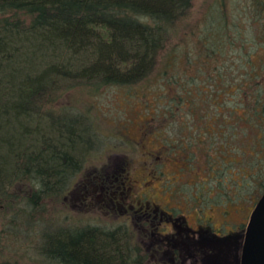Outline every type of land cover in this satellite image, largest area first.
Masks as SVG:
<instances>
[{
	"label": "trees",
	"instance_id": "trees-1",
	"mask_svg": "<svg viewBox=\"0 0 264 264\" xmlns=\"http://www.w3.org/2000/svg\"><path fill=\"white\" fill-rule=\"evenodd\" d=\"M250 2L264 43V0ZM191 3L0 0V264H143L146 258L125 223L45 218L44 201L61 195L83 164L75 153L87 141L85 131L77 135L76 119L51 106L59 97L55 81L71 74L105 86L161 74L163 88L179 93L157 110L176 125L175 137L160 138L159 155L183 160L193 172L189 186L198 202L213 205L214 193L220 203L255 206L264 193V65L255 63L244 29L224 12L217 20L203 17L194 40L186 22ZM59 49L89 53L90 61L76 73L68 63L35 73L36 57ZM185 99L192 121L179 126Z\"/></svg>",
	"mask_w": 264,
	"mask_h": 264
},
{
	"label": "rangeland",
	"instance_id": "rangeland-1",
	"mask_svg": "<svg viewBox=\"0 0 264 264\" xmlns=\"http://www.w3.org/2000/svg\"><path fill=\"white\" fill-rule=\"evenodd\" d=\"M250 4V0H192L186 17L193 29L189 37L197 40L200 36L203 17L217 20L224 12L229 21L233 19L244 29L247 48L255 51V63L264 65L260 21L250 12ZM46 54L33 61L35 73L61 63L70 64V74L76 73L90 61L89 53L74 56L59 49ZM186 74H193V69ZM68 78L55 81L59 97L51 106L75 118L78 124L72 128L77 135L85 131L82 136L87 141L80 154L75 153L83 164L65 191L44 201L45 218L68 225L125 223L146 257L143 264H240L245 225L253 207L244 202L220 203L224 199L214 193L213 205L198 202L194 186H189L193 172L186 170L183 160L159 155L160 138L173 135L176 125L157 110L164 109L168 96L179 93V87L163 88V76L156 71L131 86H105L97 77L71 74ZM185 102L177 111L182 115L176 119L179 126L186 118L192 121ZM177 189L182 191L180 196ZM203 190L204 186L200 193Z\"/></svg>",
	"mask_w": 264,
	"mask_h": 264
},
{
	"label": "water",
	"instance_id": "water-1",
	"mask_svg": "<svg viewBox=\"0 0 264 264\" xmlns=\"http://www.w3.org/2000/svg\"><path fill=\"white\" fill-rule=\"evenodd\" d=\"M240 264H264V193L248 218L241 246Z\"/></svg>",
	"mask_w": 264,
	"mask_h": 264
},
{
	"label": "flooded vegetation",
	"instance_id": "flooded-vegetation-1",
	"mask_svg": "<svg viewBox=\"0 0 264 264\" xmlns=\"http://www.w3.org/2000/svg\"><path fill=\"white\" fill-rule=\"evenodd\" d=\"M247 224V223H246ZM246 226V225H245Z\"/></svg>",
	"mask_w": 264,
	"mask_h": 264
}]
</instances>
